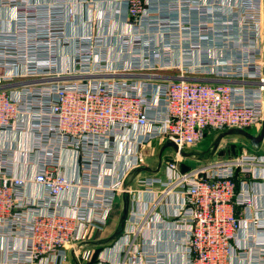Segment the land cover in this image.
<instances>
[{
	"label": "built area",
	"instance_id": "2783aa9c",
	"mask_svg": "<svg viewBox=\"0 0 264 264\" xmlns=\"http://www.w3.org/2000/svg\"><path fill=\"white\" fill-rule=\"evenodd\" d=\"M34 1L0 0V9L8 12L0 30V140L8 131L32 134L35 145L22 164H35L37 170L31 179L17 174L15 151L0 145V233L24 237L23 252H13L11 260L30 264L68 248L79 255L91 227L107 216L124 182H96L101 166L111 158L113 136L145 128V141L166 137L181 155L202 143L210 131L257 126L259 133L264 122V0H243L241 13L230 24L223 22L222 31L202 22L196 33L218 32L223 39L236 25L240 35L230 36L215 57L214 49L201 54L200 64H171L169 56L162 68L179 74L157 84L123 75L157 69L159 60L148 58L156 36L147 26L157 27L163 38H178L173 20L158 14L161 8L153 9L151 0H126V25L133 32L117 35L120 52L141 47L149 55L142 63L121 67L106 65L115 47L106 45L103 35L67 34L66 19L59 12L63 0H56L57 8ZM182 4L192 6L190 0ZM69 14L75 16L74 8ZM99 20L108 22L110 16L106 13ZM71 45L75 50L70 64L63 66L61 48ZM65 153L75 156L80 180L65 174ZM261 160L243 153L187 171L179 168L177 159L169 162L173 176L161 195L179 189L184 196L181 216L188 222L189 264H229L238 231L248 219L237 207L252 206L251 196L239 192L238 184ZM138 161L136 157L132 164ZM30 182L42 186L44 195L25 194ZM75 187L81 192L79 200L71 212H63L64 196ZM90 189L100 191L94 200ZM134 243L135 238L128 252Z\"/></svg>",
	"mask_w": 264,
	"mask_h": 264
},
{
	"label": "crops",
	"instance_id": "0c3cea01",
	"mask_svg": "<svg viewBox=\"0 0 264 264\" xmlns=\"http://www.w3.org/2000/svg\"><path fill=\"white\" fill-rule=\"evenodd\" d=\"M190 1L191 7L182 4V0H151L150 5L153 9L161 8L158 14H165L173 20V34L179 39L163 38L157 27L147 26L149 29L147 32L156 36L151 40L154 43L151 55L148 54L147 48L141 47H132V51L126 54L120 52L117 35L133 32L131 27L126 25L128 16L126 0H63L60 1L62 11L59 12L64 14L65 30L69 36L99 34L104 36L106 45L115 47L108 53L110 62L107 60V66L121 67L142 63L143 56L147 54L150 62L159 60V63H155L157 69L123 74L127 79L153 81L157 84L179 74L178 70L162 68L167 65L164 62H168L169 56H171V64H179L181 61L188 65L200 64L201 54L211 53L214 49L215 57L218 49L228 44L226 40L231 39L230 36L236 39L240 35V29L236 25L224 32L223 39L216 36L218 32L200 34L196 32L199 31L202 22H208L215 30L222 31L223 22L228 20L230 24L234 16L241 13L243 0ZM34 2H43L45 6L52 4L57 8L54 4L56 0ZM172 3L176 5H171ZM70 7L76 11L74 17L69 16ZM106 13L109 14L110 20L103 23L99 19ZM6 18L8 12L0 9V30L4 27L3 21ZM182 23L188 24L190 28L182 27ZM9 25L13 28L12 22ZM9 27L7 29H10ZM169 47L172 48L171 55H167ZM74 50V45L61 48L59 58L61 65L70 64V56H73ZM185 51H188V55ZM213 132L215 131H210L199 145L185 149L186 152H198L191 157L179 155L176 147L166 137L145 141V128H133L129 133L113 136L111 158H107L106 166H101L100 176L96 182L104 185L124 182L122 190L115 191L112 207L107 216L91 227L86 240L79 245V255L68 248L48 259H38L35 264H189V254L185 244L188 237V222L181 216L184 196L179 189L164 196L161 194L173 176L169 162L177 159L179 168L187 171L204 165L206 163L204 160L214 155V148L213 152L195 149L197 146L201 147L200 145L208 140ZM1 137L3 140H0V145L15 151L16 173L33 178L37 172L35 164L23 166L22 162L29 157L28 151L35 145L34 136L8 131ZM226 141L227 139H222L217 145L218 149H224L225 144L228 143ZM230 144L231 147L237 145L236 141ZM242 146L245 147L244 153L259 156L264 160V140L256 147L245 144ZM252 148L258 149L259 153H250ZM221 150L216 151L214 156L217 157L218 154L223 156ZM240 152L243 153L242 148ZM136 157L139 163L133 165L132 162ZM262 160L254 165L253 172L242 177L238 184L239 192L251 196L252 206L250 210L244 209L242 205L237 207L238 214L243 213L248 219L238 231L229 264L264 262V161ZM64 162L65 174L76 181L80 180L75 156L65 153ZM99 192L90 189L91 199L97 198ZM24 193L35 198L44 195L45 190L35 182H30ZM80 193L78 187H75L65 194L63 212H71V206L79 200ZM21 236L0 233V264H30L25 260L17 263L11 260L13 252H23L26 246V241ZM134 238L133 248L128 252L130 241ZM87 254L88 260H83L82 256Z\"/></svg>",
	"mask_w": 264,
	"mask_h": 264
},
{
	"label": "rangeland",
	"instance_id": "374dc122",
	"mask_svg": "<svg viewBox=\"0 0 264 264\" xmlns=\"http://www.w3.org/2000/svg\"><path fill=\"white\" fill-rule=\"evenodd\" d=\"M226 130H222V131H219V132L218 131L213 132L211 134V136L208 138V140H206L202 145H200L201 147L197 146L195 148L197 151H207L208 150V152H210V151L213 152V148H214L215 150H214L213 154L215 155L216 151H220L221 150V149H218V146H217L218 143H221L222 139H227L226 142H228V143H226L224 149L222 148V150H221L222 151L221 154L223 156H220L218 153H217L218 154L217 157L212 155L211 158H207V159L204 160L206 162L204 164H212V163H214L216 161L223 160V159L227 160V159L238 158L240 155H242L244 153L243 149H245V147L242 146L243 144H245L247 146L248 145L252 146L251 141L249 139H247L246 137L240 135V134L227 135V136L221 138V135ZM246 131L251 132V133H258L259 128L257 126H252V127L247 128ZM234 141H236V144H237V145H235L236 151H235V147H233V146L231 147V144H230V142H234ZM241 148H242V152L243 153L240 152ZM250 153H255L256 154V153H259V150L256 149V148H252L250 150ZM201 161H203V160H201Z\"/></svg>",
	"mask_w": 264,
	"mask_h": 264
},
{
	"label": "water",
	"instance_id": "95a60500",
	"mask_svg": "<svg viewBox=\"0 0 264 264\" xmlns=\"http://www.w3.org/2000/svg\"><path fill=\"white\" fill-rule=\"evenodd\" d=\"M232 134H240V135L246 137L247 139H249L251 141L252 146L256 147L257 145H259L264 140V122H263L262 129H261V131L259 133H251V132H248V131L243 130V129L231 128V129L226 130L221 135V137H225L227 135H232ZM172 144L177 149V146L174 143H172ZM194 153L197 154L198 152H186L185 150H183L181 152L182 155L188 156V157H191V156L195 155Z\"/></svg>",
	"mask_w": 264,
	"mask_h": 264
}]
</instances>
